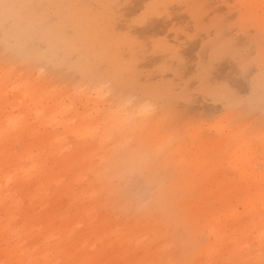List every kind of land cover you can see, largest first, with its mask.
I'll return each mask as SVG.
<instances>
[{
  "label": "rangeland",
  "instance_id": "obj_1",
  "mask_svg": "<svg viewBox=\"0 0 264 264\" xmlns=\"http://www.w3.org/2000/svg\"><path fill=\"white\" fill-rule=\"evenodd\" d=\"M0 264H264V0H0Z\"/></svg>",
  "mask_w": 264,
  "mask_h": 264
},
{
  "label": "bare ground",
  "instance_id": "obj_2",
  "mask_svg": "<svg viewBox=\"0 0 264 264\" xmlns=\"http://www.w3.org/2000/svg\"><path fill=\"white\" fill-rule=\"evenodd\" d=\"M84 131H85V128H84V127L79 128V132L82 133V132H84ZM9 179H10V180H9L8 184L14 183L13 180L11 181V178H9ZM20 187H21L20 184L15 183V185H14V189H15V190H14V191L18 192L19 189H20ZM16 228L19 229L18 226H17ZM18 244H19V245H23V240L20 239V241L18 242ZM20 247H22V246H20ZM32 253H33V254H39L38 248H37L36 246H34V245H33V248H32ZM21 254L26 255V253H25L23 250L21 251ZM36 256H37V255H36Z\"/></svg>",
  "mask_w": 264,
  "mask_h": 264
}]
</instances>
